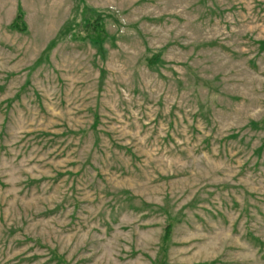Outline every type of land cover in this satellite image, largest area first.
I'll use <instances>...</instances> for the list:
<instances>
[{
  "label": "rangeland",
  "instance_id": "obj_1",
  "mask_svg": "<svg viewBox=\"0 0 264 264\" xmlns=\"http://www.w3.org/2000/svg\"><path fill=\"white\" fill-rule=\"evenodd\" d=\"M0 264H264V0H0Z\"/></svg>",
  "mask_w": 264,
  "mask_h": 264
},
{
  "label": "trees",
  "instance_id": "obj_2",
  "mask_svg": "<svg viewBox=\"0 0 264 264\" xmlns=\"http://www.w3.org/2000/svg\"><path fill=\"white\" fill-rule=\"evenodd\" d=\"M10 27L17 30V31H24L25 27H24L23 22L21 20L20 12L17 13V16L15 17V19L11 23ZM82 32L84 33L86 38L91 40V41H101L105 37L102 30L99 29V25H96V24L84 25L82 28Z\"/></svg>",
  "mask_w": 264,
  "mask_h": 264
}]
</instances>
